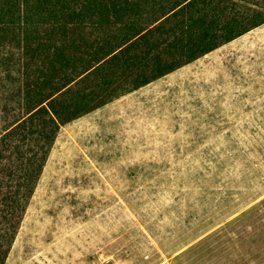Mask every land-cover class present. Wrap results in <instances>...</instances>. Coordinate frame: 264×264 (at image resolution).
Returning <instances> with one entry per match:
<instances>
[{
  "label": "rangeland",
  "instance_id": "1",
  "mask_svg": "<svg viewBox=\"0 0 264 264\" xmlns=\"http://www.w3.org/2000/svg\"><path fill=\"white\" fill-rule=\"evenodd\" d=\"M5 264H264V23L62 126Z\"/></svg>",
  "mask_w": 264,
  "mask_h": 264
},
{
  "label": "trees",
  "instance_id": "2",
  "mask_svg": "<svg viewBox=\"0 0 264 264\" xmlns=\"http://www.w3.org/2000/svg\"><path fill=\"white\" fill-rule=\"evenodd\" d=\"M263 23L264 0H0V49L18 65L1 109L0 264L62 126Z\"/></svg>",
  "mask_w": 264,
  "mask_h": 264
}]
</instances>
